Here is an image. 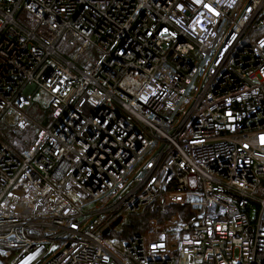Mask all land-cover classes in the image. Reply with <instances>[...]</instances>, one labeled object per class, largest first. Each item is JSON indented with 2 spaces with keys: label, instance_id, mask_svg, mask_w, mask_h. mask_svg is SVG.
I'll list each match as a JSON object with an SVG mask.
<instances>
[{
  "label": "built area",
  "instance_id": "obj_1",
  "mask_svg": "<svg viewBox=\"0 0 264 264\" xmlns=\"http://www.w3.org/2000/svg\"><path fill=\"white\" fill-rule=\"evenodd\" d=\"M35 105L49 123L26 142ZM4 250L264 264V0H0Z\"/></svg>",
  "mask_w": 264,
  "mask_h": 264
},
{
  "label": "trees",
  "instance_id": "obj_2",
  "mask_svg": "<svg viewBox=\"0 0 264 264\" xmlns=\"http://www.w3.org/2000/svg\"><path fill=\"white\" fill-rule=\"evenodd\" d=\"M50 108L47 105H35L30 112L31 122L29 123L28 129L21 133V138L26 142H30L37 132L40 125L46 127L49 123ZM159 207L154 206L153 208H148L140 214L131 215L128 217L125 224L120 228L119 232H109L108 237L116 238L119 240H126L141 233L151 219H160Z\"/></svg>",
  "mask_w": 264,
  "mask_h": 264
},
{
  "label": "rangeland",
  "instance_id": "obj_3",
  "mask_svg": "<svg viewBox=\"0 0 264 264\" xmlns=\"http://www.w3.org/2000/svg\"><path fill=\"white\" fill-rule=\"evenodd\" d=\"M91 56L93 58H95L97 55L95 53H93V54H91ZM37 97L40 99V101L43 104H48L51 101V98L49 97V95H47L45 93H39L37 95ZM4 253H8V255L5 256ZM16 254H17V251H6V250L0 251V262L7 264L8 262H10L15 257Z\"/></svg>",
  "mask_w": 264,
  "mask_h": 264
},
{
  "label": "water",
  "instance_id": "obj_4",
  "mask_svg": "<svg viewBox=\"0 0 264 264\" xmlns=\"http://www.w3.org/2000/svg\"><path fill=\"white\" fill-rule=\"evenodd\" d=\"M117 224H118V223H117L116 221H115V222H113V223H112V225H111V229H113L114 227H116V226H117Z\"/></svg>",
  "mask_w": 264,
  "mask_h": 264
}]
</instances>
